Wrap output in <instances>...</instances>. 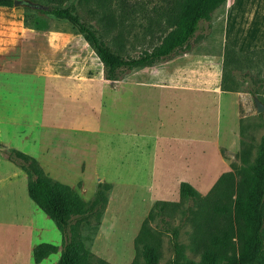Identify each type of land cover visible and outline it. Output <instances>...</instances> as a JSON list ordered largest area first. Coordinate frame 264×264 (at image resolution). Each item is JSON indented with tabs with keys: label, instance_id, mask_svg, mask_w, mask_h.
I'll return each mask as SVG.
<instances>
[{
	"label": "rangeland",
	"instance_id": "1",
	"mask_svg": "<svg viewBox=\"0 0 264 264\" xmlns=\"http://www.w3.org/2000/svg\"><path fill=\"white\" fill-rule=\"evenodd\" d=\"M151 1L153 5L159 4V0ZM91 6L77 5L74 12L101 33L98 15L91 13ZM23 13L20 6L0 8V55H7L0 60V150L16 149L35 158L48 178L72 187L85 202L93 200L99 183L109 184L108 202L100 224L84 228L81 234L95 257L109 264H131L136 256L134 240L151 210L150 193L148 184L130 181L134 175L128 172L132 170L123 173L128 182L119 176L122 173L118 169V144L125 143L127 135H156L158 141L156 150L152 146L153 151H158L159 156L176 157L182 151V140L159 139L171 134L167 132L171 121L180 128L179 134L184 135L183 122L177 121L179 114L155 100L159 96L155 89L126 85V102L117 105V80L105 82L103 65L71 24L49 17V30L56 31L57 36L28 33L29 29L23 27ZM226 15L224 7L214 11L209 21H202L189 43L191 47L197 51L220 47ZM134 16L130 18L133 26L119 29L122 34L116 36V51L123 58L137 57L150 45L140 26L145 21L140 15ZM113 35L116 32L104 40L112 44ZM43 57L47 60H42ZM253 61L251 68L240 74L248 72V77L236 80L239 92L244 94L238 107L237 141L233 146L222 141L218 150L206 145L204 161L196 162L198 159L194 158V168L199 163L198 170L204 171L205 181L187 183L201 196L211 191L221 175L231 172L232 166L240 167L242 142L252 145L253 159L264 136V111L257 113L254 103L258 100L264 105V55H257ZM137 72L119 70L117 79L149 76L148 70ZM43 73L74 79L71 87L76 91L67 92V85L60 84L62 90L56 92L60 80H42L39 75ZM250 90L256 95L252 96ZM134 91L142 97L135 102ZM3 160L0 154V264H34L31 250L41 243L56 245L61 250V234L29 199L27 176L12 164L4 169ZM220 169L221 173L214 178ZM165 188H168L165 201L179 202L177 183H165ZM219 192L220 189L214 190L213 195ZM168 225L170 231L178 229L177 241L184 247V255L198 260L188 249L191 226L183 221V216L176 214ZM151 227L161 233L159 264H171L172 234L164 232L158 220ZM58 258V254L51 255L42 264H52Z\"/></svg>",
	"mask_w": 264,
	"mask_h": 264
},
{
	"label": "trees",
	"instance_id": "2",
	"mask_svg": "<svg viewBox=\"0 0 264 264\" xmlns=\"http://www.w3.org/2000/svg\"><path fill=\"white\" fill-rule=\"evenodd\" d=\"M27 1L31 5L23 7L24 28L49 31V17L68 22L93 50L108 81L118 80L119 70L153 67L185 50L200 23L209 21L211 14L224 8L227 2L159 0L158 5H153L151 0H136L134 3L130 0ZM83 4L92 5L90 11L98 15L101 33L74 12L77 5ZM12 7L13 0H0V8ZM132 15L142 16L145 24L140 26L144 36L149 37L150 45L137 57L123 58L116 51V36L122 34L119 29L127 30L133 26ZM113 32L116 35L110 37L112 44H108L104 38L109 39ZM261 54L264 55V49L241 54L225 46L222 91L239 92L236 80L240 76L248 77V72L240 75L242 70H249L255 57ZM249 93L256 95L251 90ZM0 154L2 159L27 176L29 199L61 234V250L53 244H38L32 250L33 262L40 264L50 255L60 252L56 264H109L90 252L81 233L84 228L100 224L111 186L99 183L93 200L85 202L70 186L48 178L35 158L16 149L0 150ZM238 157L240 167L232 166L231 172L221 175L207 195L201 196L189 183L181 182L179 202H155L134 240L136 256L131 264H159L161 233L151 227L155 220L161 223L164 232L172 234L174 257L171 264H264V136L255 158L252 159V145L244 142ZM236 176H239L238 180ZM219 189L220 192L213 195V191ZM176 214L183 216V221L191 226L188 249L198 260L184 255V247L177 241L178 229L170 231L168 228V222Z\"/></svg>",
	"mask_w": 264,
	"mask_h": 264
},
{
	"label": "crops",
	"instance_id": "3",
	"mask_svg": "<svg viewBox=\"0 0 264 264\" xmlns=\"http://www.w3.org/2000/svg\"><path fill=\"white\" fill-rule=\"evenodd\" d=\"M225 7H227V15L220 47L208 51H197L189 44L185 50L171 55L155 66L138 70L137 73L148 70L147 78L133 77L116 81L118 84L117 105L126 102L124 95L126 85L155 89L159 92L158 99L155 100H158L164 108L179 114L177 121L182 120L183 122L181 128L184 135L179 134L181 133L178 132L180 128L171 121L167 127V132L171 134H165V139H159V141L173 142L182 140V151L176 157L159 156L158 151H153L152 146L156 150L158 141L156 135L140 134L136 137L127 135L125 143L118 144V169L122 175L118 174L123 177L125 171L132 170L128 172L134 175L130 181L143 185L148 184L150 193L148 209L152 208L155 202L166 200L168 188H165V183L175 182L178 189L181 182L205 181L204 171L200 173L198 170L199 163L198 167L194 168L193 162L194 158L198 159L196 162L204 161L206 145L218 150L222 141H227L233 146L238 139V107L241 96L244 94L226 92L221 89L223 50L225 46H229L243 54L252 50L264 49V0H227ZM27 32H42L48 34V37H55L58 34L51 30H28ZM5 54L0 55V60L7 58ZM42 60L47 59L43 57ZM41 67L43 68V65ZM39 78L47 82L51 79L60 80L57 81V91L55 88L52 91L60 93L62 90L60 84L67 85V92L76 91L74 87H71L74 85L72 81L74 79H62L55 73L51 75L43 73L39 75ZM105 82L108 81L105 80ZM140 98L142 97L134 91L133 101L140 100ZM144 98L150 99L151 97L144 96ZM123 136L125 137V133ZM222 161L223 159L219 156V163ZM2 162L4 169L7 168L6 165L12 164L6 160ZM221 171L222 169L214 178ZM123 181L128 182L124 177ZM57 254L60 256V252ZM57 261L54 259L52 264H56Z\"/></svg>",
	"mask_w": 264,
	"mask_h": 264
},
{
	"label": "water",
	"instance_id": "4",
	"mask_svg": "<svg viewBox=\"0 0 264 264\" xmlns=\"http://www.w3.org/2000/svg\"><path fill=\"white\" fill-rule=\"evenodd\" d=\"M30 5V2L27 0H13V7H25ZM254 103L257 113H261L262 111H264V105L262 103H260L258 100H254Z\"/></svg>",
	"mask_w": 264,
	"mask_h": 264
}]
</instances>
